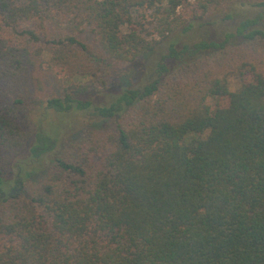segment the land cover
<instances>
[{"label":"trees","instance_id":"obj_1","mask_svg":"<svg viewBox=\"0 0 264 264\" xmlns=\"http://www.w3.org/2000/svg\"><path fill=\"white\" fill-rule=\"evenodd\" d=\"M0 264H264V0H0Z\"/></svg>","mask_w":264,"mask_h":264},{"label":"rangeland","instance_id":"obj_2","mask_svg":"<svg viewBox=\"0 0 264 264\" xmlns=\"http://www.w3.org/2000/svg\"><path fill=\"white\" fill-rule=\"evenodd\" d=\"M223 30V29H222ZM201 36L200 32L194 33L193 38H199ZM129 75L124 78V80H128L129 77H135L136 73L134 69L129 70ZM42 72H33L24 75L20 78L16 83L19 89L23 88L24 93L28 96V100L31 101L32 109L30 112V118L35 123L38 122L39 117L41 115L42 107H44V100L52 96L53 94H58L61 92V86L55 80H48L43 77ZM15 83V84H16ZM239 84L238 77L231 78V88L232 90H236ZM57 119H55L56 121ZM64 123L65 130V140L72 138L74 136L77 138L81 132L82 128L86 126L87 123L84 122L82 116H72L66 117L62 119ZM49 122L46 120L44 123L45 128H49ZM106 125H97V127L104 128ZM62 149V148H61ZM60 150L59 146L57 151Z\"/></svg>","mask_w":264,"mask_h":264}]
</instances>
